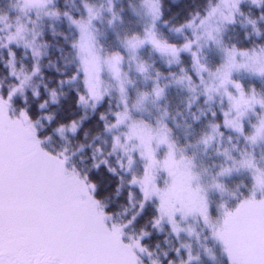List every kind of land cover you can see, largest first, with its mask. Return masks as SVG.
<instances>
[{"label":"snow or ice","instance_id":"6c2138e0","mask_svg":"<svg viewBox=\"0 0 264 264\" xmlns=\"http://www.w3.org/2000/svg\"><path fill=\"white\" fill-rule=\"evenodd\" d=\"M244 2L218 0L205 16L197 14L174 29L182 33L187 28L193 36V39L185 37V43L177 45L157 32L156 25L163 15L160 0H143L144 14L150 17V23L142 34L123 37L121 46L127 56L120 51L106 52L96 40L94 22L102 19L103 6L97 7L84 0L86 15L77 19L53 7L54 0H18L15 5L25 17L35 12L36 19H29L34 26L45 17L59 20L63 15L78 31L79 38L71 45L79 62L76 73L70 79L60 81L62 87L81 80L84 91L77 90L78 105L85 109L91 107L94 111L112 91L118 93V110L110 113L114 119L108 121L104 114L100 119L105 121V132L112 135L111 151L107 155L119 154L120 169L132 173L127 183L137 188L142 196L138 201L139 212L127 223L115 221L106 211L107 205L97 198V184L88 174H81L75 165L70 166L69 148L49 151L45 144L51 137L41 138L37 127L39 121H34L26 109L17 112L13 107L15 97L25 95L33 79L41 75V60L46 54L42 49L47 45L38 43L41 33L36 27L30 29L18 17L13 31L8 16L0 15V24L9 29L3 38L6 42L0 43V47L9 49L10 75L18 81L7 95L0 94V264H144L142 255L153 256L141 243L149 233L141 231L138 236H127L126 229L152 201L157 202L152 221L154 228L162 231L166 223L178 239L181 233H186L199 241L201 234L188 223L195 219L203 223L211 239L220 246L226 264H264V165L252 151H240L236 145L231 148L221 146L224 138L221 127L231 130L237 138L243 137L249 146L264 143V93L255 88L246 90L233 78L234 73L240 71L264 78V47L240 50L235 45H224L222 39L226 26L235 24L237 17L244 15L240 7ZM249 2L264 8V0ZM106 10L111 13L109 25L120 19L112 0ZM260 20H264V14ZM247 23L257 36L264 34L257 20L247 19ZM209 43L214 44L223 56L222 63L214 70L201 62L200 52ZM12 45L31 51L34 63L30 72L24 66L16 67ZM146 46L164 58L169 66L180 64L182 53L190 54L199 84L181 68L179 74H171V81L161 85V73L157 72L153 78L150 75L152 65L140 56ZM126 63L134 64L135 71L145 81L152 80L150 90L137 91L134 98L129 96V87L134 86L135 81L129 75L131 69L125 70ZM105 71L114 84L103 80ZM170 84L183 87L191 94L189 108L200 96L206 97V103L213 102L216 97L221 98V105L226 102L220 109L222 122H210V131L201 134L195 144L178 145L173 130L165 122L169 116L167 110L155 123L135 115L145 112L149 103L156 104L163 99ZM33 95L39 97L40 93L33 88ZM62 95L56 89L48 90V98L39 107L45 109L50 103L59 104ZM252 116L256 118L254 123L250 119ZM212 117L214 120L217 117L215 111H212ZM44 119L51 122L54 116L49 114ZM199 119L200 116H194V120ZM81 123L72 120L61 124L56 131L66 139L67 133L77 134ZM231 140L232 137H228L229 144ZM214 144L216 155L223 157L224 162L215 174L208 169L198 171L195 155H189L187 149L202 145L206 152ZM83 147L81 145V150ZM162 148L165 151L160 156ZM95 153L93 167L99 169L103 165L116 175L117 169L109 166L107 158H98L103 157V149L98 147ZM137 157L144 162L142 175L133 172ZM242 171L248 172L252 179L246 194L238 187L230 189L224 182V178ZM161 173L167 177L163 186L158 182ZM205 176L210 177L207 182ZM120 180L123 185L124 177ZM212 191L228 198L216 204L215 210L209 199ZM132 197L130 192L129 199ZM180 247L187 249V260H182L181 264L199 260V255H193L190 244L182 243ZM204 250L212 256V249L205 247ZM175 251L180 254V248ZM151 264L160 262L152 260ZM169 264L173 262L169 261Z\"/></svg>","mask_w":264,"mask_h":264},{"label":"trees","instance_id":"16d2710c","mask_svg":"<svg viewBox=\"0 0 264 264\" xmlns=\"http://www.w3.org/2000/svg\"><path fill=\"white\" fill-rule=\"evenodd\" d=\"M81 1L54 0L55 5L53 7L59 9L61 13L68 12L74 18L79 19L82 8ZM17 2L13 0H0V15H8L9 24L14 22V19L10 15L16 12L15 5H17ZM142 2L143 0H114V7L117 9L116 12L120 17L115 34L120 39L126 35L135 33L131 28L134 26L133 23L128 27L130 19L133 20L134 18L129 12V8L140 5ZM160 2L163 15L157 23L158 34L170 43L182 45L185 42V37L179 36L174 29L180 27L182 24H186L197 14L201 17L205 16L210 6L215 5L218 0H160ZM240 7L244 15L238 16L237 22L231 25L228 32L225 33L223 39L224 45L228 47L235 45L240 50L263 47L264 34L257 36L253 32L252 26L247 23V19L257 20L258 27L264 33V20H260V16L264 14V8H257L250 2H246ZM126 23H128V29L125 28ZM43 26L41 35L38 37V43L47 45V47L42 49L46 54L41 60V75L33 79L32 86L26 89L25 95H17L15 97L13 107L17 112L20 109H26L34 121H44L43 123L45 124L39 129L40 136L42 139L51 137L45 144V147L51 152H58L63 150L64 147H68V155L71 157L70 166L75 165L81 174H88L90 180L97 184V198L107 205L106 211L113 216L115 221L127 223L133 215L139 212L138 201L142 199V196L137 188L127 183L132 173H127L120 169L117 163V160L120 159L119 154L113 156L107 155L111 151L112 135L105 132V121L100 119V115L104 114L108 117V121H112L114 117L110 113L118 110L117 105L119 100L111 93L110 96L105 97L104 101L94 111L91 107L85 109L78 105L77 90L84 91L80 80H76L70 85L67 83L62 87L60 85L61 80H68L76 73L78 61L76 59V52L71 45L73 41L77 40L78 32L63 15L59 20L51 21L47 19ZM1 28L6 27L4 24H0V43H3L2 38L4 37L5 30ZM186 36L188 37V35ZM107 48L110 51L121 50L118 43L112 42L111 39ZM11 50L16 56V67L19 69L21 66H24L26 71L30 72L34 63L31 51L26 50L23 46L17 47L16 45H12ZM204 52H206L204 56L206 62L211 67H216L218 61L215 60V57L213 58L215 51L211 48L205 49ZM155 54V58L150 60L152 65L150 75L155 78L157 72L161 73V85L171 81V74H179L181 68H184L191 74L193 80L199 84V79L193 70V61L190 55L182 53L180 64L169 66L165 60L158 56V53ZM10 59L9 49L0 47V89L3 95H7L9 89L18 83L15 77L10 75L8 67ZM134 81L138 91L150 90L152 87V80L145 81L139 74ZM254 86L258 92L264 93V78L263 80L256 81ZM33 88L40 93L39 97L33 95ZM50 89H56L58 92L63 93L60 103H50L47 108L41 109L39 105L48 98V90ZM190 100L191 94L187 89L170 84L166 89L163 99L156 102V104H148L154 119H158L164 110L168 111L169 116L165 122L173 130V138H177L179 146L195 144L196 139L201 134L210 131L208 128L210 122H222L221 107L217 102L206 103V97L200 96L189 108ZM212 111L217 113L215 120L212 117ZM201 112L204 115L201 116ZM49 114L54 116L51 122L44 119ZM194 116H200V119L198 121L194 120ZM72 120L82 121L77 134L72 135L71 133H67L66 139L61 138L56 129L61 124H68ZM188 125H191V127H187ZM221 131L224 132L222 147L231 148L232 145H236L238 150L243 151L241 138H237L235 133L229 129L221 127ZM228 137H232L231 144L228 142ZM81 145H84L83 150H81ZM98 147L103 149L104 153L103 157L98 156V158H107L109 166L117 169L116 175L108 172L107 167L103 165L99 169L93 167L95 163L93 156L96 154L95 149ZM215 147L216 145L214 144L212 148H209L205 152L203 146L200 145L189 147L187 152L190 154L196 153L200 157V161L205 169L215 174L223 163V157L216 155ZM233 155H238V152H233ZM143 170V162L137 159L133 172L141 175ZM240 174L237 173L231 177H226L224 178V182L230 189L238 187L240 192L246 194L252 181L251 179L243 178ZM121 176L124 177L123 185H121ZM208 178L210 179V177ZM130 192L133 193L131 200L129 199ZM212 199L213 209L215 210L216 204L220 203L222 199L228 198L226 196L222 198L218 192H214ZM156 203V201L150 202L145 210L137 216L136 220L129 225L126 232H129L128 236H138L141 231L149 233L148 236L143 238L141 243L153 253V256L149 258L145 255L143 259L144 264H151L152 260H158L160 264H169V261H172L173 264H181L182 260H187V249L180 246L182 243H188L182 234L178 239L166 223L163 225L162 231L153 227L152 221L156 215ZM230 203L235 204V201H231ZM199 233L201 234L200 240L198 241L195 238L197 244L191 247L192 252L199 249L202 261H205L204 259H207V256L213 260L214 256V263H216L217 259V264H226V258L220 246L211 239L203 223L201 224ZM205 237L208 238L205 239ZM205 247L213 250L212 256L205 252ZM177 248H180L179 255L175 251ZM165 253H167V256H165ZM211 262L207 264H211Z\"/></svg>","mask_w":264,"mask_h":264},{"label":"rangeland","instance_id":"374dc122","mask_svg":"<svg viewBox=\"0 0 264 264\" xmlns=\"http://www.w3.org/2000/svg\"><path fill=\"white\" fill-rule=\"evenodd\" d=\"M14 2L15 1H18V0H13ZM87 2H89V3H92V4H95L97 7H101V6H103V8L105 9V11H104V13H103V17H102V19L101 20H97V21H95L94 22V27H95V35H96V40H97V42H98V44L106 51V52H113V51H110L109 50V48H107V45L109 44V40L111 39L112 40V42H116V43H118V46H120L121 48V50H120V52L122 53V54H124L125 56H127V53L124 51V49H123V47L121 46V40L123 39H120L119 37H117L116 36V34H115V29H116V27H117V23H118V21H120V19L119 20H117L113 25H109L108 24V20H110L111 19V13H109V12H107V8H108V6H109V0H87ZM246 2H249V0H245V2L244 3H246ZM18 3V2H17ZM143 3V2H142ZM142 3L140 4V5H137V6H133V7H131V8H129V12L131 13V15L134 17L133 18V20L132 19H130V22H129V24L128 23H126V26H125V28H127V24H128V27L133 23L134 24V26H132L131 28H132V30H134L135 31V33H140V34H142L143 33V30H144V28H145V26L146 25H148L149 23H150V17H147L145 14H144V9H143V7H142ZM218 3V2H217ZM216 3V4H217ZM244 3H242V4H244ZM83 4H84V0H82L81 1V10H80V17L81 16H85L86 15V12H85V9H84V6H83ZM112 4H113V8H114V11L116 12V8L114 7V0H112ZM215 4V5H216ZM241 4V5H242ZM54 5H55V3H54ZM215 5H213V6H215ZM116 7H118V6H116ZM133 9H135V11H133ZM15 13H13V14H11L10 16L14 19V22L11 24V25H13V28L11 29V30H15V28H14V26H15V24H16V22H17V18L19 17V19H20V21L22 22V23H26L27 24V26L31 29V28H33V27H36V30L38 31V32H42V30H43V28H44V26H43V24H44V22L47 20V19H49V18H47V17H45L41 22H39V25L38 26H34L32 23H30L29 22V19H31V20H35L36 19V16H35V12H32V13H30L29 14V16L28 17H25V16H23L20 12H19V10H18V8L16 7V9H15ZM8 16V15H7ZM79 17V18H80ZM51 20V19H50ZM52 21V20H51ZM197 23H199V21L197 22ZM231 25H233V24H230V25H227L226 26V28H225V30H224V32H223V34H222V39H224V35H225V33H227L228 32V30L230 29V26ZM156 28H157V25H156ZM1 29H4L5 30V32H4V34H3V36L4 37H6L7 36V34H8V31H9V29L8 28H1ZM128 29V28H127ZM2 31V30H1ZM78 32V31H77ZM157 32H158V30H157ZM178 33V32H177ZM179 34V36H184V37H187L186 35H188V38L189 39H193V36H192V33H191V31L190 30H188L187 28H185L184 29V31L182 32V33H178ZM3 37V38H4ZM2 38V39H3ZM30 38V37H29ZM79 38V33H78V36H77V39ZM4 42H6V41H4V39H3V43ZM185 43V42H184ZM223 43H224V40H223ZM201 44H204V42L203 41H201ZM264 47V46H263ZM213 49L214 51H215V53L213 54L214 56H213V58L215 57V60L216 61H218V64H217V66L220 64V63H222V59H223V56H222V53L220 52V50L214 45V44H211V43H209V44H207V45H204V47H203V49H202V51L200 52V56H201V62L202 63H205V64H207L208 65V67L209 68H211V69H215L216 67H211L210 66V64L209 63H207L206 62V60H205V53L206 52H204L205 51V49ZM260 48V47H259ZM259 48H254V49H257V50H259ZM26 50H28V49H26ZM193 50L194 51H196L197 49H196V47L194 46V48H193ZM247 50H252V49H247ZM156 52H154L152 49H151V47L150 46H146L145 48H143L142 50H141V52H140V56L145 60V61H147L149 64H151V62H150V60L151 59H154L155 57V54ZM184 54H187V53H184ZM188 55H190V54H188ZM159 57H160V55H158ZM190 57H191V59H192V56L190 55ZM162 58V57H161ZM163 60H165L164 58H162ZM78 61V60H77ZM166 61V60H165ZM79 63V62H78ZM125 70L126 71H129V69H131L130 71H129V75H130V77L133 79V80H135L137 77H138V73L135 71V65L134 64H131V65H129L128 63H126L125 64ZM102 78H103V80L107 83V84H114L115 82L114 81H112V79H111V77H110V75L108 74V72L107 71H105L103 74H102ZM233 78L234 79H236V80H238L243 86H244V88L246 89V90H250V89H252V88H255V86H254V83L256 82V81H260V80H263V78H260V77H258V76H256V75H254V74H252V73H250V72H247V71H240V72H238V73H234V75H233ZM80 84L82 85V89H83V84H82V82H81V80H80ZM248 84H249V86H248ZM136 86V84H134V86H130L129 87V96L130 97H132V98H134L135 96H136V93H137V91H138V89L135 87ZM256 89V88H255ZM10 90V89H9ZM257 90V89H256ZM112 93L114 94V96L115 97H117L118 98V100H119V96H118V93L116 92V91H112ZM0 94H3L2 93V90L0 89ZM220 100H221V98L220 97H216L215 98V100L213 101V103L214 102H217V104L218 105H220V107H222V106H226V102H225V104L224 105H221V103H220ZM221 109V108H220ZM135 115L138 117V118H142V119H144V120H147V121H149V122H151V123H155V121L157 120V119H154V116L152 115V111H151V109L149 108V106L147 105L146 106V111L145 112H143V113H135ZM250 119H251V121L254 123L255 122V117L254 116H252V117H250ZM44 121H39V124L37 125V127L40 129L45 123H43ZM247 129H249V125L247 124V122H246V130ZM236 135V134H235ZM237 136V135H236ZM241 138V141H242V144H243V149L242 150H249V151H252L253 153H254V155L256 156V158H257V160L262 164V165H264V159H262V158H264V143H261V144H258V145H255V146H249V145H247L245 142H244V140H243V137H240ZM176 141H177V138L175 139ZM164 151H165V149H161L160 150V153H159V155L160 156H163V153H164ZM189 155H195V164L197 165V170L198 171H203L204 169H205V167L202 165V163H201V161H200V157L199 156H197V154L196 153H188ZM137 159L138 160H140L138 157H137ZM141 162H143L142 160H140ZM224 162V161H223ZM143 164H144V162H143ZM242 172H244V173H238V174H240L243 178H245V179H251V175L248 173V172H246V171H242ZM142 174H143V172H142ZM141 174V175H142ZM167 179V177H166V174H164V173H161L160 174V179H159V183L161 184V186H163V184H164V182H165V180ZM209 180V178H208V176H205V182H207ZM251 181H252V179H251ZM213 193H214V191H212V192H209V199H210V201L212 202V206H213ZM188 223H190L194 228H195V230L197 231V232H199V230H200V227H201V224H202V222H200V221H198V220H195V219H192V220H189V222ZM186 226V225H185ZM127 233V236L129 235V232H126ZM183 236H184V238L186 239V241H187V243L188 244H190L191 245V247H193L194 246V244H197L196 242H195V236H188L186 233H181ZM127 236L125 237V238H127ZM193 255H199V260L198 261H193V264H207L208 262H210V261H215V259H213V260H211L212 258L210 257H208L207 256V259H204L205 261H202V259H201V253H200V251H199V249H197V250H195V251H193ZM144 257H145V255H142L141 256V259L143 260L144 259ZM187 259V258H186ZM211 262V264H213ZM214 264H217V259H216V263H214Z\"/></svg>","mask_w":264,"mask_h":264}]
</instances>
